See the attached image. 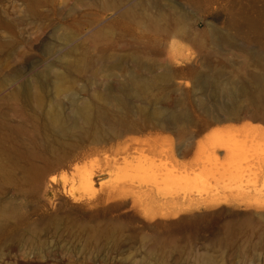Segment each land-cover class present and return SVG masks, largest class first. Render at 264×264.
<instances>
[{
	"label": "rangeland",
	"instance_id": "374dc122",
	"mask_svg": "<svg viewBox=\"0 0 264 264\" xmlns=\"http://www.w3.org/2000/svg\"><path fill=\"white\" fill-rule=\"evenodd\" d=\"M166 1L0 0V264H264V121L248 115L211 122L203 111L233 104L237 77L257 71L243 69L238 47L264 54V24L231 25L237 48L209 44L195 55L198 47L190 44L206 21L229 26L249 0H206L199 18L180 23L193 32L191 39L173 36V48L160 44L175 58L191 52L189 62L201 75L197 87L185 78L187 87L168 103L191 121L188 132H154L171 138V160L117 164L116 140L79 136L75 142L46 129L49 110L67 113L82 99L96 105V90L120 85L118 76L77 71L73 62L140 49L139 35L147 29L142 17L156 16ZM127 8L132 14L124 18ZM253 10L264 12V0H254ZM202 53L223 69L202 68L194 60ZM155 106L151 101L150 109ZM180 140L189 148L185 156ZM82 170L94 176L93 188L77 184ZM166 170L171 175L158 176L161 187L178 195L167 204L147 188ZM133 176L143 187L113 189ZM70 186L74 198L66 192Z\"/></svg>",
	"mask_w": 264,
	"mask_h": 264
},
{
	"label": "bare ground",
	"instance_id": "6f19581e",
	"mask_svg": "<svg viewBox=\"0 0 264 264\" xmlns=\"http://www.w3.org/2000/svg\"><path fill=\"white\" fill-rule=\"evenodd\" d=\"M167 1L170 2L167 4L164 2L165 5L158 6V14L156 16L145 14L142 17L141 23L144 22L147 29H144L139 35L140 49L127 50L124 53L122 52L121 55H113V52L105 53L104 51L96 54L95 57L86 59L82 56L73 62V66L77 71L90 70L92 74L102 73L104 75L118 76L120 85L106 87L102 92H96V90L95 99L101 101L97 102L96 105L88 99H82L79 103L74 104L67 113L59 109L49 110L47 112L46 129L58 136H71L73 137L72 139H75V142H78L80 137H88L93 143L116 140V144L119 147L118 153L121 155L115 161L117 164L120 160L123 163H126V160H136V162L153 166L155 158L168 160L173 158L171 138H160L154 132L171 128H178L181 136L188 132V125L191 121L184 112H180L179 115L172 112L168 103H170L174 91L181 89V87L183 89V86L187 87L188 81L186 82L185 78H189L193 86L197 87L201 82V75L198 68L189 62L191 60V52L189 53L190 55L181 56L179 54L178 58H175L176 55L172 56L173 54H171L173 50H169L166 46L170 45L171 47L174 45L173 36L178 38L180 36L179 39L181 37L183 39H191L190 34L193 32L191 30L189 31L192 33H189L188 30L186 31V27L184 29L181 28L180 23L187 21L191 16L199 18L197 13L206 6V0ZM139 2L143 6L147 5V0H139ZM253 2L254 0H249L247 6L241 8L233 19L228 20L229 26L227 27H220L211 21H206L204 29L198 34L199 36L197 34L193 35V38L197 36V38L193 39L194 44L190 43L195 45V48L198 47L195 55L198 54V49L199 51H204V48L209 44L215 45L216 48L223 44L237 48L234 35L229 32L230 26L236 22H241L249 28L262 27L264 24V12L262 10H253ZM131 14V8L121 10V15L124 18H129ZM188 22L190 23V20ZM160 44L166 46H161ZM238 51L244 55L241 65L243 69L253 67L257 71L237 77L239 90L233 98V104H227L215 109L204 106L203 111L211 122L240 120L248 115L253 119L264 121V54L258 51L248 52L242 44L239 45ZM200 55L198 59L195 56L194 60H198L202 68L204 67L211 71L223 69L220 64H212L214 62L208 61L211 56L207 58L203 53ZM187 62H189L188 65ZM180 64H184V67ZM59 88L65 89L63 81L59 84ZM133 99L137 102L132 105ZM151 101L157 106L150 109ZM257 105L261 106L262 111L259 112L256 109ZM134 133H145V140L135 139L132 136ZM182 140H180L182 142L180 152L182 156H185L189 148L186 142ZM60 143L69 145L63 141ZM57 160L61 159L58 158ZM183 166L186 167V162L183 163ZM137 169L139 168L137 167ZM166 171L161 175L154 174L152 180H150L152 184L149 187L147 186V188H149L153 198L162 197L165 199L164 203L167 204L168 198L174 200V196L178 195H172L169 189L161 187L163 184L161 183L162 177L166 178L171 175V171ZM158 176L162 179H158ZM139 181L135 176L125 178L124 182L114 185L113 189L141 188L143 187L140 184L142 181ZM54 182H56L54 176H49L48 185L53 186ZM77 184L81 188L90 189L95 186L96 182L90 172L82 170L78 175ZM65 189H67L68 195L74 198L73 188L70 186Z\"/></svg>",
	"mask_w": 264,
	"mask_h": 264
}]
</instances>
